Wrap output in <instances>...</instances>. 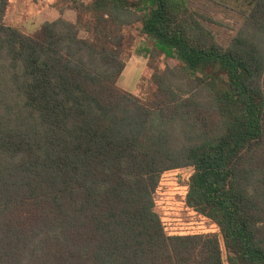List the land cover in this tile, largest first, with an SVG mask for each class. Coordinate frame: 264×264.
<instances>
[{"label":"trees","instance_id":"obj_1","mask_svg":"<svg viewBox=\"0 0 264 264\" xmlns=\"http://www.w3.org/2000/svg\"><path fill=\"white\" fill-rule=\"evenodd\" d=\"M246 4L221 43L183 0H54L74 19L34 35L0 0V264H264V0ZM132 26L143 96L117 85ZM181 167L218 233L165 232L153 192Z\"/></svg>","mask_w":264,"mask_h":264},{"label":"rangeland","instance_id":"obj_2","mask_svg":"<svg viewBox=\"0 0 264 264\" xmlns=\"http://www.w3.org/2000/svg\"><path fill=\"white\" fill-rule=\"evenodd\" d=\"M183 2L211 19L204 20L203 23L221 43H226L239 28L243 12L247 8L246 0H183ZM53 3L54 0H7L3 22L28 35H34L44 21L53 20L60 15L69 20L74 19L73 10L66 9L59 13L53 7ZM129 31L134 34V42L125 61V67L118 77L117 85L137 96H143L145 91L138 89V80L144 71L151 44L137 34L135 26ZM155 60L159 68L166 63L175 62L161 55ZM143 83L144 81L141 82ZM191 172V167H181L161 173L153 192L154 210L168 234L218 233L213 221L197 213L184 202L187 178Z\"/></svg>","mask_w":264,"mask_h":264}]
</instances>
